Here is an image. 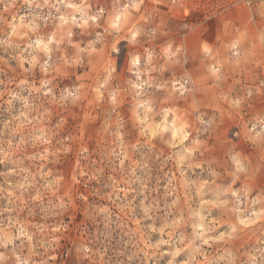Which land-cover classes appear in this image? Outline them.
Here are the masks:
<instances>
[{"label": "clouds", "instance_id": "clouds-1", "mask_svg": "<svg viewBox=\"0 0 264 264\" xmlns=\"http://www.w3.org/2000/svg\"><path fill=\"white\" fill-rule=\"evenodd\" d=\"M0 264H264V0H0Z\"/></svg>", "mask_w": 264, "mask_h": 264}]
</instances>
